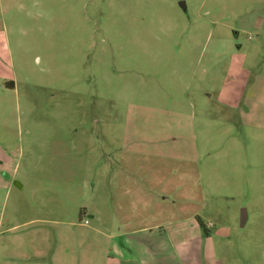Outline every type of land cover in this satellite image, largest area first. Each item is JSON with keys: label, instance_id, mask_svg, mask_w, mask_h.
<instances>
[{"label": "rangeland", "instance_id": "1", "mask_svg": "<svg viewBox=\"0 0 264 264\" xmlns=\"http://www.w3.org/2000/svg\"><path fill=\"white\" fill-rule=\"evenodd\" d=\"M36 262L264 264V0H0V264Z\"/></svg>", "mask_w": 264, "mask_h": 264}, {"label": "crops", "instance_id": "2", "mask_svg": "<svg viewBox=\"0 0 264 264\" xmlns=\"http://www.w3.org/2000/svg\"><path fill=\"white\" fill-rule=\"evenodd\" d=\"M9 88H11V87H9ZM13 88H15V82H14ZM153 230H154V228L150 229L149 231L152 232ZM36 252L40 255L43 254V251H41L40 249H37ZM40 255H38V258H41ZM12 259H13V262H16V260H20V259H22L23 261L30 262L28 253H26V251L23 249H21L20 251H17L15 254H13ZM32 264H40V262H36V263H32ZM62 264H67V263H62Z\"/></svg>", "mask_w": 264, "mask_h": 264}, {"label": "trees", "instance_id": "3", "mask_svg": "<svg viewBox=\"0 0 264 264\" xmlns=\"http://www.w3.org/2000/svg\"><path fill=\"white\" fill-rule=\"evenodd\" d=\"M8 85V87L13 88L14 87V81H9L6 83ZM201 226L203 225L201 222L199 223Z\"/></svg>", "mask_w": 264, "mask_h": 264}, {"label": "water", "instance_id": "4", "mask_svg": "<svg viewBox=\"0 0 264 264\" xmlns=\"http://www.w3.org/2000/svg\"><path fill=\"white\" fill-rule=\"evenodd\" d=\"M246 216L245 212H243V218Z\"/></svg>", "mask_w": 264, "mask_h": 264}, {"label": "built area", "instance_id": "5", "mask_svg": "<svg viewBox=\"0 0 264 264\" xmlns=\"http://www.w3.org/2000/svg\"><path fill=\"white\" fill-rule=\"evenodd\" d=\"M86 222H87V220H86Z\"/></svg>", "mask_w": 264, "mask_h": 264}]
</instances>
